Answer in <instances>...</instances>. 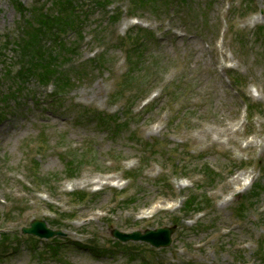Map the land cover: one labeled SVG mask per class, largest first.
<instances>
[{
	"label": "rangeland",
	"instance_id": "1",
	"mask_svg": "<svg viewBox=\"0 0 264 264\" xmlns=\"http://www.w3.org/2000/svg\"><path fill=\"white\" fill-rule=\"evenodd\" d=\"M63 1L0 0V264H264V0Z\"/></svg>",
	"mask_w": 264,
	"mask_h": 264
},
{
	"label": "water",
	"instance_id": "2",
	"mask_svg": "<svg viewBox=\"0 0 264 264\" xmlns=\"http://www.w3.org/2000/svg\"><path fill=\"white\" fill-rule=\"evenodd\" d=\"M176 230V226H163L154 229L135 230L132 232H123L118 229H112L111 235L120 239L121 241H144L156 248L166 247L171 243V236ZM22 233H29L39 237H52L54 235H64L61 230L51 229L47 227L44 220L33 219L30 226L21 227Z\"/></svg>",
	"mask_w": 264,
	"mask_h": 264
},
{
	"label": "trees",
	"instance_id": "3",
	"mask_svg": "<svg viewBox=\"0 0 264 264\" xmlns=\"http://www.w3.org/2000/svg\"><path fill=\"white\" fill-rule=\"evenodd\" d=\"M50 1H54V3L56 4V6H60L61 5V3H62V0H50ZM96 3H102V1L103 0H94ZM65 2V3H64ZM72 4L73 5H77V0H74V2H72ZM20 5V4H19ZM63 6H64V8H62V9H60L61 10V12H59L58 14H57V11L56 12H54V14L56 15L55 17H54V26L56 25V24H60L61 22H63V21H60L58 18H59V16H61V15H63V14H66L67 12H68V14L70 15V16H72V15H76V13L77 12H75L74 11V6H72L71 5V1L70 0H64L63 1ZM32 11V10H31ZM44 16H47V14L45 13L44 14ZM78 17H79V15H77ZM32 41H34V35L32 36ZM2 236H3V238H8V234H6V233H2L1 234Z\"/></svg>",
	"mask_w": 264,
	"mask_h": 264
}]
</instances>
